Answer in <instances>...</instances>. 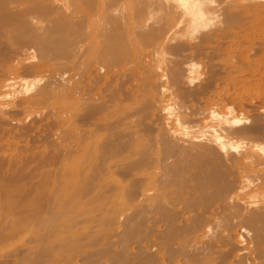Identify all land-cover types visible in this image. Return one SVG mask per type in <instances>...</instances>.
Returning a JSON list of instances; mask_svg holds the SVG:
<instances>
[{"label": "bare ground", "instance_id": "1", "mask_svg": "<svg viewBox=\"0 0 264 264\" xmlns=\"http://www.w3.org/2000/svg\"><path fill=\"white\" fill-rule=\"evenodd\" d=\"M69 1L72 18L54 0H0V62L32 51L45 69L21 102L0 74V142L23 139L0 143V264H264V119L235 92L208 109L216 80L241 81L191 70L226 52L214 45L248 6ZM170 104L173 124L159 117Z\"/></svg>", "mask_w": 264, "mask_h": 264}, {"label": "rangeland", "instance_id": "2", "mask_svg": "<svg viewBox=\"0 0 264 264\" xmlns=\"http://www.w3.org/2000/svg\"><path fill=\"white\" fill-rule=\"evenodd\" d=\"M54 2H56V3H58V4H60L61 5V14L63 15V16H65V17H70V18H72L73 17V15L75 14V12H77L76 10H74V8H73V6H72V4H71V2L69 1V0H54ZM65 2H66V4H65ZM70 5H69V4ZM238 5H237V7L236 8H242V6L244 7H246V6H248V10H247V13L245 14L246 16H247V14H249L248 15V18L246 17V20L244 21V22H246V23H248V24H246L245 23V27L243 28L242 26H244V22H235L234 23V25H232L228 30H226L227 32H229V35H227L226 36V38H224V39H222V41L220 40L219 42H220V44H215L214 46H215V50L217 49V47L219 46L220 47V49L222 48V49H224V52L226 51L227 52V54H223L224 55V57H223V55L222 56H220L219 58L217 57H215V56H211V57H208V55H207V57H203V56H200V57H198V59H196V61L194 62L195 64H193L194 65V67H192V69L191 70H194V73H192L193 74V77L195 76L196 77V80L194 81L195 83H200L204 78H206V76L208 77H210V72H211V70H215V71H222V72H229L231 75H232V77H234L235 79H237L238 78V80L239 81H241V82H239V83H237V85L236 84H231L229 81L230 80H228V81H226L225 79L224 80H216V82H215V85H216V89L214 90V92L212 93L213 95H215L214 96V99H216V100H214L213 99V96H212V94H210L211 96H207V98H208V103L210 104V102H211V104H210V106H208L209 108L208 109H212V108H214L215 109V107L214 106H212V104H214V103H221V102H223V100L228 96V95H230V94H232V93H239V96H238V98L237 99H239V97H240V99L238 100L239 102H245V103H249V101H251L250 102V104L252 105L253 103H254V105H256L257 107V109H255V108H252V110L250 109V108H245V114L247 115V117H249V119H250V121L252 120L253 121V123L255 124V125H257V121H260V122H262L263 121V117H264V107H262L263 109L262 110H259L260 108L259 107H261V106H264V0H240V2H238L237 3ZM68 5H69V7H68ZM242 5V6H241ZM64 6V7H63ZM144 7H148L147 5L146 6H144ZM150 7V6H149ZM240 8H239V10L237 9V12H239V14L241 15V13H245V11H243V12H241L240 13V11H242V10H240ZM71 9H73V10H71ZM148 9V8H147ZM250 9V10H249ZM66 10H67V12H66ZM64 11V12H63ZM72 11V12H71ZM249 11V12H248ZM251 11H253V12H251ZM69 13V14H68ZM243 13V14H244ZM242 14V15H243ZM253 21V22H252ZM253 23V24H252ZM241 24V25H240ZM240 25V26H239ZM243 31H242V30ZM237 30V31H236ZM259 30V31H258ZM232 31V32H231ZM251 31V32H250ZM242 32V33H241ZM249 34V35H248ZM231 35H233V36H231ZM228 37V38H227ZM234 37V38H233ZM242 38V39H241ZM227 39V40H226ZM260 41V42H259ZM218 42V43H219ZM258 43V44H257ZM223 44V45H222ZM261 44V45H260ZM223 46V47H222ZM229 46V47H228ZM218 47V48H219ZM256 47V48H255ZM227 49V50H226ZM32 53V54H31ZM230 53V54H229ZM261 54V55H260ZM33 55H35V52H32V51H29V53L28 54H26V55H22V56H20L19 57V59H17V58H14L15 60H13V59H11V58H6V60H9V62L8 63H10L9 65H7L6 64V62L7 61H5V59L3 60V61H5V62H0L1 63V65H0V68H2L3 70H1L0 69V74L3 76V71L5 70V68L7 69L8 67H9V69L8 70H10L11 72H9L8 70H7V72H5L4 71V75L5 76H3V77H5L6 79H5V81H6V83L7 82H10L11 80V82H12V84L13 83H16V82H19V84H21V86L20 85H17V84H14V86H15V88L13 89L12 88V91H10V93L8 94V97H7V99L6 100H8L10 103L11 102H14L13 100H15V102L17 101V102H21V101H23V99H27V97H25V96H28V98L31 96V93H30V91L32 92H34V89H37V88H39V86L41 87V85L43 86L44 85V75H45V72H44V68H42L40 65H39V63H41L38 59H37V57L35 58ZM227 56V57H226ZM225 57H226V59L228 58V60H226L225 59ZM239 57V58H238ZM150 58V57H149ZM149 58L148 57H143V59H141V61L143 62L142 64L146 67L147 65H149ZM155 57L153 56V58H152V56H151V61H153L152 59H154ZM208 58V59H207ZM231 59V61L229 62V60ZM38 60V61H37ZM148 60V61H147ZM226 60V61H225ZM233 60V61H232ZM13 61V62H12ZM223 61L225 62L224 64H223ZM239 61V62H238ZM146 62V63H145ZM149 62V63H148ZM198 62V63H197ZM227 62V63H226ZM229 62V63H228ZM36 65H35V64ZM206 63H207V65H206ZM2 64H6L5 66L6 67H4V65L2 66ZM13 64V65H12ZM19 65V66H18ZM35 65V66H34ZM235 65V66H234ZM8 66V67H7ZM29 66V67H28ZM32 66V67H31ZM37 66V67H36ZM39 66V67H38ZM227 66H228V68H227ZM17 68V70H14V69H12V68ZM22 67H25V68H22ZM31 67V68H30ZM163 68H161V70H159V71H156L154 74H156L155 76H153V78L154 79H156L157 77V79H159L160 81H162L163 79L165 80L166 79V77H168V73L170 72V68L168 67V65H167V67H166V65H165V67H164V65L162 66ZM18 68H19V70H18ZM27 68V69H26ZM32 68H33V71H32ZM35 68H37V69H39L40 68V70H37V69H35ZM165 68H167V69H165ZM25 69V71H23ZM30 71H29V70ZM44 69V70H43ZM226 69H227V71H226ZM13 70V71H12ZM37 72H35V71ZM163 70V71H162ZM225 70V71H224ZM15 71V72H14ZM16 71H18V72H16ZM26 71H27V73H26ZM168 71V72H167ZM219 71V72H220ZM16 73L17 75H18V78L16 77L17 75L16 74H14V75H16L15 77H12V76H14L13 74L11 75V74H9V73ZM21 72V73H20ZM26 74V75H28V76H25L26 77V79H24V73ZM32 72H34V74H32ZM44 72V73H43ZM193 72V71H192ZM36 73V74H35ZM39 73H41V74H39ZM101 73H103V72H99V74H101ZM209 73V74H208ZM252 73V74H251ZM9 74V75H8ZM23 74V75H22ZM166 74V75H165ZM208 74V75H207ZM8 75V76H7ZM37 75V76H36ZM39 75V76H38ZM42 77H41V76ZM7 76V77H6ZM11 76V77H10ZM33 76H36V78L34 77L33 78ZM166 76V77H165ZM199 76V77H198ZM9 77V78H8ZM21 77V79L19 80V78ZM39 77V78H38ZM160 77V78H159ZM164 77V78H163ZM198 77V78H197ZM251 78V81H250V79L249 78ZM260 79H259V78ZM262 77H263V79H262ZM13 78H14V82H13ZM15 78H17V79H15ZM29 80H28V79ZM42 78V79H41ZM162 78V79H161ZM240 78V79H239ZM249 80H248V79ZM8 79V80H7ZM11 79V80H10ZM23 79V80H22ZM195 79V78H194ZM217 79V78H216ZM245 79H247V80H245ZM15 80H16V82H15ZM28 80V81H27ZM22 81V82H21ZM25 81H27L28 82V85L27 86H25L23 83L25 82ZM32 81V82H31ZM34 81V82H33ZM10 82V83H11ZM220 82V83H219ZM30 83V84H29ZM32 84V85H31ZM240 84H242V85H239ZM237 86V88H236V86ZM13 86V87H14ZM17 86V87H16ZM24 86V87H23ZM29 86V87H28ZM242 86V87H241ZM20 87V88H19ZM31 87V88H30ZM32 87H33V89H32ZM35 87V88H34ZM37 87V88H36ZM219 87V88H218ZM226 89H225V88ZM240 87V88H239ZM246 87V88H245ZM19 88V89H18ZM232 88H233V91H232ZM31 89V90H30ZM243 89H245V90H243ZM256 89V90H255ZM237 90V91H236ZM227 91V92H226ZM240 91V92H239ZM32 92V93H33ZM29 93V94H28ZM227 95H226V94ZM11 94H12V96H11ZM246 95V96H245ZM10 96H11V98H10ZM131 97H133V94H132V96ZM205 97V96H204ZM204 97H201L200 98V101H202V102H204ZM218 97H220V98H218ZM222 97V98H221ZM246 97V98H245ZM248 97V98H247ZM206 97H205V99H207ZM241 98H242V100H241ZM259 98H260V100H259ZM20 99V100H19ZM202 99V100H201ZM19 100V101H18ZM246 100V101H245ZM199 101V102H200ZM212 101H214V103L212 102ZM248 101V102H247ZM195 101L194 102H192V103H190V106H192V107H194L193 105H195ZM201 103V102H200ZM132 104H134L133 106H136V104H135V102L133 103L132 102ZM1 105V104H0ZM4 104H2L1 106H3ZM130 105H131V103H130ZM189 105V104H188ZM187 105V106H188ZM200 105H202V104H200ZM212 106V107H211ZM259 106V107H258ZM6 108H9V107H7V106H5ZM131 107H132V105H131ZM195 107H196V105H195ZM199 107H202V106H199ZM228 107H229V105H228ZM6 108H4V107H0V109H6ZM15 109H18V107H15ZM193 109H195V108H193ZM201 109V108H200ZM175 110V111H174ZM262 114H261V113ZM161 113V114H160ZM159 113V117L162 119V117L164 118L162 121L165 123H167V124H173V121H172V119L174 120V116H175V113H176V108H175V106H174V104H170V105H168L167 107H165L164 109H163V111L161 110V112ZM173 113H174V115H173ZM248 113H249V115H248ZM32 114H35V115H32V116H36V114H39V112L37 113V111L36 112H32ZM160 115H162V116H160ZM164 115V116H163ZM195 115L196 114H194V116L193 117H195ZM261 115V116H260ZM28 116H31V114H25V115H21V116H18L19 118H18V120L19 121H21V123L23 122V124H24V126H26V125H32L31 123H32V121H33V118L34 117H28ZM263 116V117H262ZM23 118V119H21V118ZM24 117H25V119H26V121H25V119H24ZM190 117H192V116H190ZM261 117H262V120H261ZM29 118V119H28ZM32 118V119H31ZM159 118V119H160ZM166 118V119H165ZM167 120H169V123H168V121ZM211 119H208V122L210 121ZM29 121V122H28ZM31 121V122H30ZM171 121V122H170ZM25 123H27V124H25ZM11 130L13 131V129H10V131L8 130V132L10 133L9 135H8V132L6 133V137H5V139L3 138V140H1V142L2 141H4L5 143H1V145L3 146V145H5V147L7 146H9V145H12L13 144V142H14V144H17V145H19L20 143V141L22 142V138H21V136L20 135H18V132H17V130H14V134H12V132H11ZM16 132V133H15ZM31 132L33 133L34 131L33 130H31ZM144 132H142V134L141 135H145L144 137H146V133H147V135H149V133L148 132H146V133H144ZM151 133V132H150ZM259 133V136H258V139L260 138V140H263L264 139V133L262 134V132L260 133V132H258ZM12 134V135H11ZM15 134H17V135H15ZM13 136H15V137H13ZM8 137V138H7ZM11 137H13L12 139H10ZM21 138L22 140H19L18 138ZM15 138V139H14ZM8 139V140H7ZM19 140V142H18V140ZM12 140V141H11ZM17 142H16V141ZM7 141V142H6ZM12 143V144H9V143ZM6 143H8V144H6ZM254 145H260V142L258 141V142H255L254 143ZM256 150V152H258V153H264V150L262 151L260 148H259V146L255 149ZM261 150V151H260Z\"/></svg>", "mask_w": 264, "mask_h": 264}]
</instances>
